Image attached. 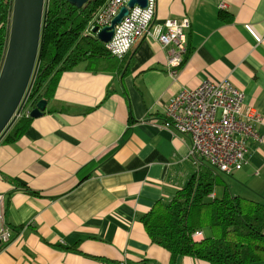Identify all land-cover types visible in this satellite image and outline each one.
<instances>
[{
	"label": "crops",
	"instance_id": "obj_1",
	"mask_svg": "<svg viewBox=\"0 0 264 264\" xmlns=\"http://www.w3.org/2000/svg\"><path fill=\"white\" fill-rule=\"evenodd\" d=\"M183 18L191 26L177 78L168 51L141 38L127 60L63 73L45 113L15 142L0 140L10 232L0 264H171L141 218L208 165L191 156L189 136L161 126L170 101L209 78L229 79L262 117L248 163L215 175L233 196L264 204V0H157L156 24ZM224 194L218 187L213 197Z\"/></svg>",
	"mask_w": 264,
	"mask_h": 264
},
{
	"label": "trees",
	"instance_id": "obj_2",
	"mask_svg": "<svg viewBox=\"0 0 264 264\" xmlns=\"http://www.w3.org/2000/svg\"><path fill=\"white\" fill-rule=\"evenodd\" d=\"M13 1L0 0V66L7 52ZM107 1L92 0L77 8L67 0H46L39 60L26 110L31 112L40 101L52 99L63 73L81 64L94 66L97 71L103 61L117 59L97 37L85 34ZM31 120V116L19 119L0 140L15 142L25 134ZM208 165L169 201H158L141 218L151 243L170 254L171 264L182 257L209 264L264 261V204L233 196L221 175H215V168ZM218 187L224 188L222 198L213 197ZM197 231L204 232L203 240L193 239Z\"/></svg>",
	"mask_w": 264,
	"mask_h": 264
},
{
	"label": "built area",
	"instance_id": "obj_3",
	"mask_svg": "<svg viewBox=\"0 0 264 264\" xmlns=\"http://www.w3.org/2000/svg\"><path fill=\"white\" fill-rule=\"evenodd\" d=\"M129 0H108L85 30L86 35L97 34L110 27L113 19ZM157 0H148L146 8L135 6L122 23L115 27L112 40L105 44L114 57L123 59L141 38H150L168 51L167 71L177 78L186 65L188 54V18L167 19L163 25L155 23ZM32 86L28 90L13 124L30 111L24 108ZM162 128L191 138V156L206 161L221 173L231 175L248 163V142H263L258 132L262 117L246 102L244 93L229 79H207L197 89L181 90L164 110ZM4 196L0 195V252L10 241V232L4 227ZM195 241L204 239V232L193 235ZM114 264H125L124 262Z\"/></svg>",
	"mask_w": 264,
	"mask_h": 264
},
{
	"label": "water",
	"instance_id": "obj_4",
	"mask_svg": "<svg viewBox=\"0 0 264 264\" xmlns=\"http://www.w3.org/2000/svg\"><path fill=\"white\" fill-rule=\"evenodd\" d=\"M71 5L82 8L92 0H67ZM148 0H129L113 19L111 26L98 31L97 39L109 43L115 27L128 16L135 6L146 8ZM46 9V0H14L8 47L4 62L0 66V137L13 125L15 116L22 106L31 87L39 60L41 33ZM48 102L42 100L31 110V118L41 117Z\"/></svg>",
	"mask_w": 264,
	"mask_h": 264
},
{
	"label": "rangeland",
	"instance_id": "obj_5",
	"mask_svg": "<svg viewBox=\"0 0 264 264\" xmlns=\"http://www.w3.org/2000/svg\"><path fill=\"white\" fill-rule=\"evenodd\" d=\"M14 122V121H13Z\"/></svg>",
	"mask_w": 264,
	"mask_h": 264
}]
</instances>
